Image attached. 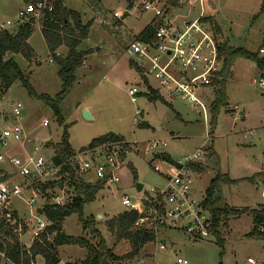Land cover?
Here are the masks:
<instances>
[{
  "label": "rangeland",
  "instance_id": "1",
  "mask_svg": "<svg viewBox=\"0 0 264 264\" xmlns=\"http://www.w3.org/2000/svg\"><path fill=\"white\" fill-rule=\"evenodd\" d=\"M154 1L163 5L168 0ZM142 2L65 0L63 3L67 9L80 15L83 24L91 23L87 38L77 49L86 54L83 64L75 74L73 87L60 105L64 122L69 126L71 148L77 152L93 139L106 134L120 136L126 143L136 144L134 147H137L136 153L126 157L125 169L119 172L120 182L104 186L92 203L85 204L83 218L91 221L113 255H128V242H115L106 228L108 220L126 211L121 198L126 196L131 201L141 199L143 193L136 191L137 184L142 185V192L151 187H162L159 174L171 169L170 164L157 158L158 155L165 154L177 161L202 147L206 154L207 149L212 151L213 156L201 161L203 170L194 179L198 196H204L209 181L217 173L225 174L235 181L222 188L226 205L231 209L248 208V212L229 217L220 227L219 236L224 242L222 255L212 236L194 240L182 231L169 229L158 237V241L165 244V250H158L150 243L143 247L136 259L154 258L155 264H174L177 259L187 264H247V258L251 257L257 264L264 262V239L246 236L253 228L250 211L257 207V203L264 202L260 199L264 188V89L257 83L264 70L249 60L239 58L234 61L232 77L225 81L226 105L220 107L209 138V107L215 96L212 86L201 87L197 91L207 113V123L191 103L169 96L166 92L161 93L166 104L148 102L144 97H138L135 103H131L127 91L134 86L143 91L138 73L130 66L131 59L135 58H130L126 52L150 18L142 11ZM189 3L177 0V7L170 9V18H175L174 24L181 26L183 22H193L202 11L212 21L209 27L217 42L225 43L230 49L241 48L258 53L260 58H264V54L259 53L260 49H264V0H203L202 7L198 2H192L191 6ZM23 6V0H0V24L6 21L14 23L17 11ZM184 8L188 9V13H184ZM114 11L121 14L119 19L112 16ZM127 11L130 13L124 15ZM214 25L219 33L214 32ZM33 28L29 44L35 52L34 57L29 62L21 57L16 61L34 92L53 98L61 89L57 66L48 54L40 25ZM16 31L12 27L7 29L11 34ZM66 53L63 47L56 51L61 58ZM150 83L156 87L152 79ZM15 102L23 106L21 124L29 141L45 160L51 161L53 146L60 142L62 134V127L56 123L53 112L42 101L30 96L18 81L0 97V111H9ZM86 106L91 110V120L83 118ZM136 112L139 114L136 115ZM44 120L48 121V127H42ZM156 140L166 142L158 155L148 149L149 142ZM128 163L135 170V178L127 167ZM259 173L263 175L259 176ZM63 190L71 201L74 197L72 188L66 185ZM13 206L20 216L26 217L31 228L36 224L21 201L15 199ZM39 220L44 218L41 216ZM62 232L66 236L94 243L89 230L82 228L76 214L64 219ZM22 242L30 243V236L24 237ZM86 255V249L76 245L62 246L58 250V256L65 264L81 261ZM136 259L133 264H137ZM0 264H4L1 257ZM33 264H44V261L38 256Z\"/></svg>",
  "mask_w": 264,
  "mask_h": 264
},
{
  "label": "built area",
  "instance_id": "2",
  "mask_svg": "<svg viewBox=\"0 0 264 264\" xmlns=\"http://www.w3.org/2000/svg\"><path fill=\"white\" fill-rule=\"evenodd\" d=\"M56 1L27 0L17 11L14 23L6 21L0 24V31H7L10 27L18 29L24 24L40 25L41 28L45 16L53 12ZM187 1H190L189 6L192 2H198L200 7L203 4V0ZM141 8L144 14L150 16L147 27H152L154 34L152 41L135 40L126 51L130 58H135L131 59V63L141 78L140 85L143 89L140 91L134 86L127 91L131 103H135L140 94L148 95L150 90L158 94L166 92L169 96L191 103L207 123V113L197 91L201 87L211 86L212 79L220 71L221 63L217 58V40L209 24L203 22L206 16L201 11L196 20L183 22L179 26L174 24L175 18H170V9H173L171 6L160 5L159 1L143 0ZM112 16L119 19L121 14L114 11ZM259 53L264 54V49H260ZM150 79L156 87L151 85ZM257 83L264 89V78H260ZM3 93L5 90L0 83V97ZM22 110V104L15 102L9 111H0V147L4 151L0 153V178H5L0 182V219L19 238L30 232L34 242L49 225L42 213L43 208L49 205L63 207L71 201L63 190L64 187L59 184L63 177L60 174L62 166L55 165L52 159L45 160L36 146L26 147L30 141L21 124ZM137 114L139 113L136 112ZM48 124L44 120L42 127H48ZM134 146L136 144L125 141H108L75 152L68 163L84 183H98L103 187L115 185L120 182L119 172L125 169L126 157L137 152V147ZM165 146L164 140H156L149 142L148 149L158 155ZM204 151L201 147L191 155L174 161V165L170 164L171 170L159 174L162 187H151L143 192L142 187L138 192L143 193L141 199L131 201L126 196L121 198L125 212L138 214L134 227L153 232L152 244L158 250L166 249L165 244L158 241L165 230L182 231L194 240L211 236V219L202 208L204 196H198L194 189V179L199 173L189 168L190 165H201L206 157ZM129 165L128 163L127 167ZM6 168H10V171ZM56 182L57 187L43 189L45 185ZM15 199L27 207L31 220H36L32 228L27 220L21 219L17 214L13 206ZM41 216L43 221L39 220ZM29 248L25 247L26 250ZM0 257L4 264H14L4 259L2 254ZM135 259L125 264H133ZM247 262L257 264L253 259H247ZM136 263L155 264V261L154 258H141ZM174 264L187 262L177 259Z\"/></svg>",
  "mask_w": 264,
  "mask_h": 264
},
{
  "label": "trees",
  "instance_id": "3",
  "mask_svg": "<svg viewBox=\"0 0 264 264\" xmlns=\"http://www.w3.org/2000/svg\"><path fill=\"white\" fill-rule=\"evenodd\" d=\"M25 2L27 0H24ZM65 0H57L55 8L50 15L45 16L41 23V35L49 56L55 61L57 66V76L61 82L60 91L53 97L47 95H37L23 72L15 63L12 56L19 55L29 62L34 57V52L28 45L27 40L34 32L32 24H24L20 26L14 34L7 31H0V83L3 89L8 90L14 82L18 81L25 88L30 96L42 101L53 112L56 123L62 127L60 142L53 146L54 156L52 162L55 165L62 166L60 174L63 175L59 184L64 188L67 185L72 188L74 197L71 202L63 207L49 205L43 208L42 213L49 223L48 227L41 233L29 249H25L19 241L18 235L14 234L4 225L0 219V254L4 259L14 264H33L36 256H41L44 264H59L60 260L56 251L57 247L66 245H76L85 248L87 255L85 260L77 263L66 264H120L122 261H131L138 257L143 247L150 244L154 240L153 232L149 229H139L134 227L138 214L136 212H123L106 222V228L114 236L115 242L126 240L130 246V253L124 257H117L112 254L111 250L105 246L104 240L97 230H94L93 224L89 219L83 218V206L92 203L96 194L103 188L101 184L84 183L68 161L74 155V151L69 144L68 125L65 124L61 113L60 105L70 92L75 83V74L82 66L85 53L79 52L77 49L81 42L88 36L91 23H82L78 13L67 9L63 3ZM101 1V0H96ZM167 6L177 7V0H168ZM264 10V8H263ZM204 23L211 24L210 18L203 19ZM214 32H218L216 25L213 26ZM219 33V32H218ZM154 29L146 27L136 38L139 42L152 41ZM65 48L66 56L61 58L56 55L59 48ZM8 56H10L9 59ZM217 58L221 63V68L212 79L211 86L215 88L214 100L209 107L210 120L208 134L213 133L216 125V116L220 107L226 105L225 84L226 80L231 78V68L236 59H244L254 62L260 69L264 70V58H260L258 53H250L244 49H230L225 43L217 42ZM130 66L133 68L132 63ZM147 84V80L144 79ZM145 96L149 102L160 101L166 104L163 98L156 92L151 91ZM108 141H124L120 136L114 134H106L93 139L88 148L100 145ZM82 148L81 150H83ZM206 158L213 156L212 151L208 152ZM158 159L174 165V161L167 155L161 154ZM130 171L135 178L136 173L131 165ZM191 170L201 173L203 167L201 165H190ZM5 178H0V182ZM235 181L229 179L227 175L217 173L212 178L204 192V200L202 208L208 212L212 227L211 236L215 238L216 245L220 249V255L223 253V240L219 236L220 227L231 216H238L248 212V210H235L226 205L222 196V188L227 185L234 184ZM58 182L45 185L47 188H55ZM76 214L78 221L85 230H89L94 243H90L82 238H74L66 236L62 232L61 225L65 218ZM253 217V228L246 236L249 238L264 239V206L257 210L250 211Z\"/></svg>",
  "mask_w": 264,
  "mask_h": 264
},
{
  "label": "crops",
  "instance_id": "4",
  "mask_svg": "<svg viewBox=\"0 0 264 264\" xmlns=\"http://www.w3.org/2000/svg\"><path fill=\"white\" fill-rule=\"evenodd\" d=\"M23 2H25L24 0H23ZM128 6H130L129 4H128ZM129 9H130V7H129ZM183 11H184V13H188V10H187V8H184L183 9ZM130 12L129 11H127V12H125L124 13V15H128ZM150 17V16H149ZM149 21H150V18H149V20L147 21V23H146V25L143 27V29L141 30V32L148 26V23H149ZM140 32V33H141ZM139 33V34H140ZM138 34V35H139ZM137 35V36H138ZM136 36V37H137ZM31 37V36H30ZM27 43H28V45L30 46V44H29V39L27 40ZM31 47V46H30ZM31 49H32V47H31ZM32 51H33V49H32ZM34 52V51H33ZM34 54H35V52H34ZM19 57H21V56H19V55H14V56H12V58L14 59V61H15V63L17 64V66L19 67V65H18V63H17V58H19ZM21 58H23V57H21ZM24 59V58H23ZM25 60V59H24ZM26 61V60H25ZM27 62V61H26ZM20 68V67H19ZM21 70V69H20ZM22 72H23V70H21ZM232 73V72H231ZM23 74H24V72H23ZM263 77H261V78H264V75H262ZM232 77V76H231ZM139 82H141V78H139ZM153 86V85H152ZM153 87H155V86H153ZM157 93V92H156ZM160 95V94H159ZM161 97H162V94L160 95ZM142 97H144L145 98V100L147 99L148 100V98L147 97H145V96H141L140 98H142ZM163 98V97H162ZM149 102V101H148ZM84 109H87L88 110V112H89V114H90V116H91V110H90V108L88 107V106H86ZM234 109H236V107H234ZM92 118V117H91ZM209 135V134H208ZM30 143V144H29ZM28 144H26V147L28 148H30V146H32V142H29ZM6 170L7 171H10L9 170V168H6ZM259 176H261V175H263L262 173H259L258 174ZM260 179H262V178H260ZM260 199L261 200H264V188L261 190V195H260ZM226 202V201H225ZM261 206H264V202H259V203H257V207L255 208V209H253V210H257V209H259ZM233 209H235V210H247L248 208H245V209H241V208H233ZM16 211H17V209H16ZM17 214H18V211H17ZM39 214H41V213H39ZM19 215V214H18ZM19 217L21 218V219H23V220H26V217H22V216H20L19 215ZM43 217V216H42ZM61 228H62V225H61ZM263 229V231H264V228H262ZM29 237L30 236V243H23L22 242V239L24 238V237ZM19 241H20V243H21V245H23L24 247H26V248H28V247H31V245H32V237H31V234H30V232H28V233H26L24 236H22V237H20L19 238ZM223 244H224V242H223ZM148 245V244H147ZM61 247L62 246H60V247H57L56 248V251H57V254H58V250L59 249H61ZM144 247H146V245L144 246ZM174 253H175V251H173ZM36 257H38V256H36ZM36 257H35V259H36ZM58 258H59V256H58ZM35 259H34V262H35ZM247 259H251V257H248ZM253 259V258H252ZM59 260H60V263L59 264H65V262H63L60 258H59ZM81 261H83V260H85V259H80ZM81 261H77V262H81ZM77 262H75V263H77ZM257 263V262H256ZM260 263H263L264 264V262L262 261V262H260ZM247 264H248V262H247Z\"/></svg>",
  "mask_w": 264,
  "mask_h": 264
},
{
  "label": "water",
  "instance_id": "5",
  "mask_svg": "<svg viewBox=\"0 0 264 264\" xmlns=\"http://www.w3.org/2000/svg\"><path fill=\"white\" fill-rule=\"evenodd\" d=\"M9 58H10V56H8L7 59H9ZM82 115H83V118L86 119V120H91L92 119L90 114H89V112L87 110H83ZM141 188H142V185H140V184L136 185V191L137 192H139L141 190ZM39 213H41V211H39Z\"/></svg>",
  "mask_w": 264,
  "mask_h": 264
}]
</instances>
